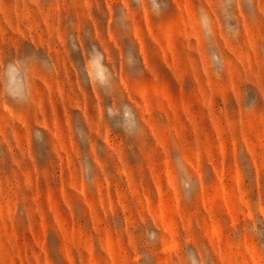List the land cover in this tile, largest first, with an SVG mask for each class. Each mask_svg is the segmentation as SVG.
Returning a JSON list of instances; mask_svg holds the SVG:
<instances>
[{"label":"rangeland","instance_id":"374dc122","mask_svg":"<svg viewBox=\"0 0 264 264\" xmlns=\"http://www.w3.org/2000/svg\"><path fill=\"white\" fill-rule=\"evenodd\" d=\"M0 264H264V0H0Z\"/></svg>","mask_w":264,"mask_h":264}]
</instances>
